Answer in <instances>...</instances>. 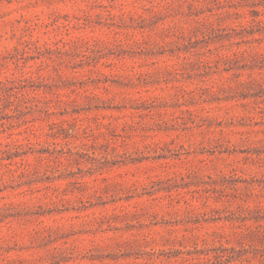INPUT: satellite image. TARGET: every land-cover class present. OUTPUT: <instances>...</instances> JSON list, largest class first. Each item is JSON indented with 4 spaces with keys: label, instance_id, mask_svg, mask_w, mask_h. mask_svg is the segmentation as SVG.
Listing matches in <instances>:
<instances>
[{
    "label": "rangeland",
    "instance_id": "1",
    "mask_svg": "<svg viewBox=\"0 0 264 264\" xmlns=\"http://www.w3.org/2000/svg\"><path fill=\"white\" fill-rule=\"evenodd\" d=\"M0 264H264V0H0Z\"/></svg>",
    "mask_w": 264,
    "mask_h": 264
},
{
    "label": "trees",
    "instance_id": "2",
    "mask_svg": "<svg viewBox=\"0 0 264 264\" xmlns=\"http://www.w3.org/2000/svg\"><path fill=\"white\" fill-rule=\"evenodd\" d=\"M22 172V171H21Z\"/></svg>",
    "mask_w": 264,
    "mask_h": 264
}]
</instances>
